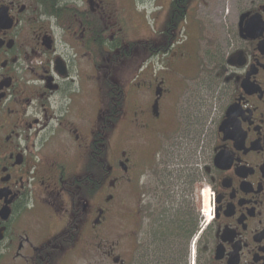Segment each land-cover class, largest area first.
Wrapping results in <instances>:
<instances>
[{
    "label": "flooded vegetation",
    "instance_id": "flooded-vegetation-1",
    "mask_svg": "<svg viewBox=\"0 0 264 264\" xmlns=\"http://www.w3.org/2000/svg\"><path fill=\"white\" fill-rule=\"evenodd\" d=\"M155 1L149 63L186 68L212 0ZM240 2L215 119L194 118L203 79L167 71L131 82L119 133L112 77L145 0H0V264H68L80 237L92 264H264V0Z\"/></svg>",
    "mask_w": 264,
    "mask_h": 264
},
{
    "label": "rangeland",
    "instance_id": "rangeland-1",
    "mask_svg": "<svg viewBox=\"0 0 264 264\" xmlns=\"http://www.w3.org/2000/svg\"><path fill=\"white\" fill-rule=\"evenodd\" d=\"M240 1L242 0H212L210 9H203L200 7V11L197 14L203 15L202 19L212 22V25L201 29L202 41L198 47L191 50V55L194 56L191 63L185 64L186 68H183V65L176 66L174 64L173 68L170 70L163 66V63L166 65L164 58L159 60V57H154L151 60L152 63H149V56L151 52H149V49L145 45L151 43L155 47H159L164 43L162 31L154 26V16L158 11V2L155 0H145L147 4H139V7L136 5L133 11L136 16L141 18L146 27L131 29L130 31L125 32L128 43L130 45H135L133 55L131 58H124L118 63L112 77L113 80L120 86L123 93L121 106L122 116L120 123L116 128L119 133L125 132V130H123V124L125 123V118L129 115V104L131 101L130 94L132 93V89H134L135 92L136 90H143L146 88L144 84L132 86L131 82L135 81L136 84H138L141 80H153L152 76L154 77L157 73L158 75L161 73L164 75L167 71L171 73H184L185 75L190 74L191 76L189 78L182 75L178 76L179 85L181 88H185L187 90L192 89L194 86L192 76L197 78L199 75L198 77H200L201 80L203 79V83L201 84L200 89L195 93L193 104L198 105L199 110L196 111V116L194 118L203 120V116L209 117L208 121L210 122L212 119H215L216 112L214 110V100L212 101L213 83H211V81H213L212 73H214L213 70L215 66L208 59V55L210 54L212 57L217 56L218 58L225 57L233 27L237 21L236 10L239 9L241 4ZM167 11L168 8L165 9L163 14L165 15ZM204 12L205 14H202ZM206 13H210V15L207 16ZM187 30L188 27L184 25H182L178 30L179 34H177L175 40V42L177 41V43H179L177 48L183 49L184 44L180 46V43H182ZM187 50L189 51V49ZM136 76L137 78H135ZM134 78L135 80H133ZM104 89L107 93L106 85ZM75 95L77 96L78 93L76 92ZM211 109L213 110L210 115L209 113ZM128 198L129 197H127L124 205L125 209L122 212L123 215H127L128 210L131 207V202L128 201ZM83 242L84 241L81 237L77 240L75 247H73L72 253L70 254L71 257L68 264H92L95 262V255L81 254L80 247Z\"/></svg>",
    "mask_w": 264,
    "mask_h": 264
},
{
    "label": "trees",
    "instance_id": "trees-1",
    "mask_svg": "<svg viewBox=\"0 0 264 264\" xmlns=\"http://www.w3.org/2000/svg\"><path fill=\"white\" fill-rule=\"evenodd\" d=\"M145 45H146V47L149 49V52L160 50V46H159V47H155V46H154L153 44H151V43H148V44H145ZM134 48H135V45H130V46L128 47L127 51H124V52L122 53V55H123L124 57L126 56V58H127V57H131L132 54H133ZM208 56H209L208 59L211 61V63H212L215 67H216V66H217V65L223 60V58H220V57L218 58L217 56L212 57L210 54H209ZM114 88H115V90H116V92H117V94H118V96H119V102L122 101L123 93H122V90H121L120 86H119V85H115ZM198 110H199V109H198Z\"/></svg>",
    "mask_w": 264,
    "mask_h": 264
},
{
    "label": "bare ground",
    "instance_id": "bare-ground-1",
    "mask_svg": "<svg viewBox=\"0 0 264 264\" xmlns=\"http://www.w3.org/2000/svg\"><path fill=\"white\" fill-rule=\"evenodd\" d=\"M206 197H208V196H206Z\"/></svg>",
    "mask_w": 264,
    "mask_h": 264
},
{
    "label": "crops",
    "instance_id": "crops-1",
    "mask_svg": "<svg viewBox=\"0 0 264 264\" xmlns=\"http://www.w3.org/2000/svg\"><path fill=\"white\" fill-rule=\"evenodd\" d=\"M140 72V71H139Z\"/></svg>",
    "mask_w": 264,
    "mask_h": 264
}]
</instances>
